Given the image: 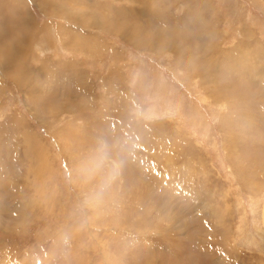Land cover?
<instances>
[{
    "label": "rangeland",
    "instance_id": "obj_1",
    "mask_svg": "<svg viewBox=\"0 0 264 264\" xmlns=\"http://www.w3.org/2000/svg\"><path fill=\"white\" fill-rule=\"evenodd\" d=\"M0 264H264V0H0Z\"/></svg>",
    "mask_w": 264,
    "mask_h": 264
},
{
    "label": "bare ground",
    "instance_id": "obj_2",
    "mask_svg": "<svg viewBox=\"0 0 264 264\" xmlns=\"http://www.w3.org/2000/svg\"><path fill=\"white\" fill-rule=\"evenodd\" d=\"M226 120V119H225ZM34 138L33 137H28L27 138V143H30L31 141H33ZM41 149H43L42 147H36V144H32L30 145L29 149H28V153H30V155H36L41 161H43L44 166L42 167V169L40 171H37L39 173H41V171H45L48 172L49 171V163L46 159H44V157H42V155L40 154ZM38 152V155H37ZM42 152V151H41ZM45 153V152H44ZM32 168V167H31ZM30 168V169H31ZM32 170V169H31ZM32 172V171H31ZM35 172V171H34ZM33 175V174H32Z\"/></svg>",
    "mask_w": 264,
    "mask_h": 264
}]
</instances>
